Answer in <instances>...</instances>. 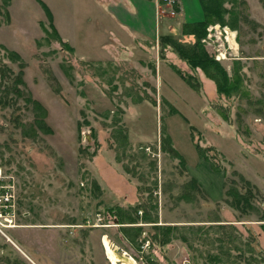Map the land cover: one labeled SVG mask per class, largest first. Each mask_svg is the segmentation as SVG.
<instances>
[{"label":"rangeland","instance_id":"rangeland-1","mask_svg":"<svg viewBox=\"0 0 264 264\" xmlns=\"http://www.w3.org/2000/svg\"><path fill=\"white\" fill-rule=\"evenodd\" d=\"M96 1L10 0L8 20L0 14V45L20 56L13 60L0 47V84L13 78L5 68L21 70L19 89L41 103L50 129L34 123L23 95L0 86V264H114L103 236L135 264H212L204 255L216 243L190 239L188 245L173 236L161 245L150 222L140 223L139 246L131 244L106 210L138 202L156 205V224L192 226L193 233L207 227L206 238L217 234L210 224H225L246 256L245 241L263 256L264 0L257 11L256 0H241L236 29L211 23L201 39L230 77L227 95L159 38L143 51L126 49L121 59L103 53L105 37L91 29L104 23ZM49 24L66 45L46 35ZM87 45L91 60L80 59ZM117 128L126 134L124 151ZM169 137L183 162L167 151ZM238 175L259 191L247 214L226 202L231 180L244 190Z\"/></svg>","mask_w":264,"mask_h":264},{"label":"trees","instance_id":"trees-1","mask_svg":"<svg viewBox=\"0 0 264 264\" xmlns=\"http://www.w3.org/2000/svg\"><path fill=\"white\" fill-rule=\"evenodd\" d=\"M0 1V14L3 15L5 20L7 21L9 17L7 6L10 3V0ZM242 2L243 1L241 0H199L203 12V19L194 22H184L181 27L182 34H190L194 37V42L192 43L180 42L171 35L159 36L161 44L163 43L164 46H171L177 52L181 60L185 61L190 68H199L204 73L206 78L213 81V83L215 84L216 92L223 95H227L229 93L230 86L228 83L230 82V77L228 76L223 66L206 51L203 43L201 42V39L206 34V27L211 23L218 22L221 25H228L231 29H236V22L239 13L237 7ZM225 3H229L230 5L226 6ZM42 6L45 10L46 15L50 18V11L45 4L42 3ZM49 20H51V18ZM49 25L51 26L52 24ZM52 26L51 32H48L46 28H43V30L46 32V35H52L54 39H57L62 44L66 45L67 43L58 36L57 32H55L56 30L54 29V26ZM0 47L4 50L7 57L16 61L20 59V56L17 52L4 48L2 47V45H0ZM20 66L22 67L21 64H19V67ZM5 71H7L9 74H12L13 76L10 85L3 83L0 84V86H4L5 94H7L8 92H12L17 96L23 95L24 102L31 104L33 110L35 111L34 123L41 129L43 128L45 131L50 132L49 127L46 126L43 122L45 110L42 107L41 103L38 100L31 98L30 95H24L22 90L19 89V86L23 85L21 70H19L17 73H13L10 69L5 68ZM3 76L4 75L2 74L1 78L3 79V81L5 78L9 79V76ZM183 77L187 79V82L191 79L189 75H183ZM190 85L194 86L192 84ZM231 89L232 91H236L238 89V86L236 84H232ZM117 121L118 118H113L112 120V122L115 124H117ZM31 130H33V126L31 127ZM31 133L32 135H36L33 131ZM116 133H119L121 135L120 139L117 136L116 139L118 141V145L121 146V149L124 151L127 147L126 134L123 133V131L119 128L116 129ZM166 142L167 141H165V139L163 138V144ZM168 143L169 144L167 145V151H169L173 156L179 158V160L183 162L184 159L182 155L179 154V152L175 148H173V146L171 147L170 137L168 138ZM194 145L199 155L207 159V156L204 153V148H201L198 144ZM124 170L130 171L127 166H124ZM238 178L239 181L242 182V188H244V190H240L238 187L233 185L231 180V184H229L230 186L226 189V195L228 197L226 198V202L241 214H247L253 209V205L251 203V197H253V193H259V191L253 184L250 183L249 180L245 179L241 175H238ZM189 184L193 187H196V178H191L189 180ZM152 209L155 210L156 205H153L150 208H146V206L142 204V202H138L137 204L128 207L119 205L109 206L106 211L114 216V219H116L117 223L121 224V233L133 245L136 244L137 246H139L137 238L142 232V225H140V223L150 222L152 223V227L155 229L153 240L161 245L169 242L173 236L181 239L183 242H187L188 245H191V242L189 241L190 239H201L204 240V242L205 240L210 239V243H216V249L214 251H206L204 255L206 258V262H211L212 264H251L253 261L254 263L261 262L262 264H264V255L258 258V255H256L253 251V248L250 247L248 241L242 243V245L248 246L247 252L249 251V255L246 256V249L238 242H235V238L237 237H234L232 233H228L226 230H224L225 224H210L216 227L214 228V231L217 232V234H215L212 239L206 238V233L208 232L207 227L202 228L201 226H197L195 227L196 232L193 233L191 231V228H193L192 226H186L185 228L181 229L179 225L175 224H156L157 214L154 215ZM139 210L141 211L140 214L138 213ZM259 220L264 221V209L261 210ZM208 227L210 228L212 226ZM229 227H232V229H234V226H232V224ZM217 228L219 229L218 231ZM183 229L187 230L183 231ZM232 250L234 252H232Z\"/></svg>","mask_w":264,"mask_h":264},{"label":"crops","instance_id":"crops-1","mask_svg":"<svg viewBox=\"0 0 264 264\" xmlns=\"http://www.w3.org/2000/svg\"><path fill=\"white\" fill-rule=\"evenodd\" d=\"M96 3L98 14L104 23L98 30L95 27L91 29L102 32L105 37L101 43L103 53H111V56L116 53L120 59L126 49L143 51L145 45L157 44L160 35H171L177 40L183 36L193 37L180 33L182 24L203 19L199 0H173L171 4L159 0H97ZM257 4L259 0L251 4L253 11L258 10ZM164 10H169L173 17L165 15ZM228 31L232 38L231 29ZM92 49V46L87 45L79 58L91 60L87 56H91L89 54Z\"/></svg>","mask_w":264,"mask_h":264},{"label":"bare ground","instance_id":"bare-ground-1","mask_svg":"<svg viewBox=\"0 0 264 264\" xmlns=\"http://www.w3.org/2000/svg\"><path fill=\"white\" fill-rule=\"evenodd\" d=\"M102 244L104 251L105 249L110 251L114 264H135L134 259L124 251L119 253L117 249L110 244L106 236L102 237Z\"/></svg>","mask_w":264,"mask_h":264},{"label":"built area","instance_id":"built-area-1","mask_svg":"<svg viewBox=\"0 0 264 264\" xmlns=\"http://www.w3.org/2000/svg\"><path fill=\"white\" fill-rule=\"evenodd\" d=\"M162 1H163V2H167V3H170V4L173 2V0H162ZM223 31H224V33L226 34V30H223ZM225 34L223 35L224 37H226ZM208 37H209V36H208ZM215 58L218 59V60L220 59L219 56H215ZM5 199H7V198L5 197ZM0 201H1V200H0ZM6 201H7V200H6Z\"/></svg>","mask_w":264,"mask_h":264}]
</instances>
